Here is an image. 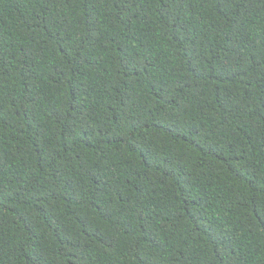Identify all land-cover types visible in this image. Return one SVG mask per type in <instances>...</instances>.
<instances>
[{
  "label": "trees",
  "instance_id": "1",
  "mask_svg": "<svg viewBox=\"0 0 264 264\" xmlns=\"http://www.w3.org/2000/svg\"><path fill=\"white\" fill-rule=\"evenodd\" d=\"M0 264H264V0H0Z\"/></svg>",
  "mask_w": 264,
  "mask_h": 264
}]
</instances>
